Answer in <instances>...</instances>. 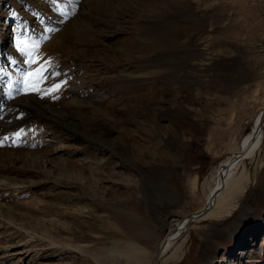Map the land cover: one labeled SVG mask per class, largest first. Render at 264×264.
<instances>
[{"label":"rangeland","instance_id":"1","mask_svg":"<svg viewBox=\"0 0 264 264\" xmlns=\"http://www.w3.org/2000/svg\"><path fill=\"white\" fill-rule=\"evenodd\" d=\"M1 2L0 39L9 55L15 42L21 47L22 25L44 14L40 0ZM109 7L92 24L99 33L74 23L40 60L59 64L40 81L47 90L62 84L55 98L46 96L52 114L13 110L32 93L8 104L17 113L15 123H1L16 136L0 145V205H9H1L0 251L10 247L7 264H113L109 258L125 252L123 241L139 242L154 259L172 226L204 208V181L242 148L264 107V0H117ZM97 41L98 57L74 60L83 50L95 54ZM67 68L75 76L66 78ZM0 70L3 78L7 65ZM173 116L180 135L170 127ZM64 121L83 128L75 133ZM54 183L69 186L62 198L79 194L92 210L78 215L64 202L56 206ZM237 205L228 217L192 225L184 256L173 264H264V166ZM130 207L143 211L146 238L128 226ZM58 219L74 221L55 238L66 245L73 238V249L56 244L62 255L36 226L64 227ZM74 247L90 248L96 259Z\"/></svg>","mask_w":264,"mask_h":264},{"label":"bare ground","instance_id":"2","mask_svg":"<svg viewBox=\"0 0 264 264\" xmlns=\"http://www.w3.org/2000/svg\"><path fill=\"white\" fill-rule=\"evenodd\" d=\"M116 1L117 0H45V1L40 0V2L36 3L37 12L41 11L42 14L44 15H41L39 17L34 16L33 19L31 20L32 22L22 25V27H24L22 31L23 33L22 39H24L23 45L27 46L26 53L21 54L19 51V47L16 46V42H15L14 46L12 45L13 48L10 51V54L5 55L2 51L4 41H1L0 39V63L3 64L5 63L8 69V73L3 77V78H8V80L4 82V90L7 92L12 88L13 86L12 76L15 79H19L20 81L24 73L39 66V65H29L25 63V61L29 59V55L27 54L28 52H31L32 58H35L38 61L42 60L44 57L50 56V54L53 53V51H56L57 49L56 47L53 48V44H55L57 39L65 36L64 33L74 23L85 24L87 28L89 27L90 30L94 31L93 25H95L96 21H99L101 16L102 17L104 16L102 8L111 9L109 6L114 8ZM29 15L30 17L32 16L31 13L27 14V16ZM47 15H49V17H46ZM92 20H94V22L91 23ZM157 28L159 27H155V29ZM36 44L39 45L38 49L33 47V45ZM23 45H21V47H23ZM87 50L80 51L79 54L76 55L74 60H77L82 65L83 62L86 61L87 59L98 57L100 55L99 51L101 52V50L99 49V42L97 41L96 50L94 51L95 54H91V53L89 54V51L87 52ZM1 58L4 59L2 60ZM43 65L47 67L48 62L47 64H43ZM57 67H59L58 63L56 62L51 63L52 69ZM0 80H2V78H0ZM40 81L37 84V87L41 89V92L33 93V98L29 99V101L27 102L24 100L26 99V97L24 98L20 97L21 99H19L17 105H14L15 107L14 109L12 108V106L8 105L9 103L7 104L9 98L14 95L25 94L24 92L21 91L19 94H17V92L13 91L12 94H8L6 99L3 100L2 102L3 107L0 109L1 112L0 117L4 115H8V116L0 118V145L2 142V138L10 137L11 139H15L16 137V136H9L8 134V133H12V131L14 130L13 128H11L12 131L7 130L6 126H4L5 124L4 125L1 124L2 122L9 124L8 122L13 119L12 118L13 112H16L18 110L19 111L18 113H22L24 111L26 113V116H22V117H29L32 114L33 115L36 114L40 116L43 115L44 117H47L48 114L50 115L52 114L53 111H55L53 108L52 109L49 108V101L48 99H46L47 97L44 95V92L48 90L41 87V82L43 80L41 82ZM20 87L21 85L19 86V88ZM77 94H79V92ZM25 95H28V93ZM12 109L16 111H12ZM103 115L107 116V111H105ZM263 118H264V107L257 113L256 117L254 118L249 133L244 137L242 148H240L237 153H235L230 158L226 159L217 168H215L204 181L203 185L206 187V191H207L205 198L206 204L204 208L201 209L198 213L193 214L186 221L183 222L179 221L172 226V228L166 234V237L162 240L159 247V251L154 259L151 260L149 250H147L146 247L141 245L139 242L123 241L122 244L124 246L125 252L120 253L119 254L120 258L118 259H113L108 257L111 260V262L113 264L176 263L180 261L184 256V252H185L184 249L188 242V232L192 225L199 224L207 220H216V219H221L222 217H228L237 208L238 199L243 195V193H245L248 190L250 185L253 184L258 171L261 170L264 166L263 160L258 161V158L261 155L264 144ZM13 121H11L10 123H13ZM170 121H171L170 127L173 128L176 134L180 135L181 124L177 121V118L173 116L170 118ZM63 123L66 126H70L71 129L75 131V133H79L83 128L80 122L75 124L72 121L69 122L64 121ZM21 127H22V123L19 124L17 128L20 129ZM249 166H252L253 173L250 172ZM63 175L65 174H57V176H59L58 178L60 179H64V177H62ZM66 178L69 180L74 179L73 181L81 182V179H76L77 177L73 178L67 175ZM5 180L11 181V179L9 178L8 179L6 178ZM82 183H84L83 180ZM91 183L89 185H87L86 183L85 184L90 187ZM69 189H70L69 186L63 183L59 185L57 183H54L49 188V193L53 194L54 198L56 196L55 199L56 201H58L59 198L61 197V200L59 202H53L54 204H56V206H61L62 202H64L65 208L68 207L70 208V210H75L77 214L80 213L81 215L86 211L92 210V206H91L92 204H89L91 202L85 200L79 194L78 195L75 194L73 197L70 198H62V193H63L62 191ZM1 203L6 206L5 207L4 205L1 204L2 206L5 207V210H8L9 205L8 204L6 205L3 202ZM1 205H0V213L3 212ZM135 207L136 206H134V208ZM132 208L131 211L133 210ZM135 211H137V208L131 212L132 215H130V217L128 218L130 221V223H128V226L130 227L132 224L133 227L137 230V232L143 238H146V235H148L149 233V229L146 226L144 213L142 210L141 211L143 214L142 213L137 214ZM6 213L9 212L6 211ZM134 213H136L137 218L133 217ZM58 222L61 223L64 227L47 228L46 226H40V225L39 226L36 225V226L38 227L37 229L46 230V234L50 238V241H48L50 243H48L47 246H50L52 248H57V245L58 246L63 245L62 246L63 248L64 247L72 248L73 247L72 244H74L73 238L72 239L71 237L69 238V243L72 244H67V245L66 243L60 244L59 242L56 241L55 238L60 237L62 231H64L67 234V232L71 228L69 227L70 223L74 224V221L70 220V223H68V222H64L61 219H58ZM80 224L83 225L82 223ZM87 225H89L90 228L94 227V225L90 223ZM79 229H81V232H83L82 227H79ZM93 230L95 229H92V231ZM51 235L54 237L51 238L50 237ZM0 245L5 246L6 244L4 243ZM57 249L60 250V248ZM74 249L75 250L77 249L80 252L85 251V254L88 253L87 256L92 258V256L89 255V253L92 252L90 248L83 249L80 247H74ZM1 251H7V252H5L6 255H4V259L1 260L0 264H2L3 262L4 264H7L9 262V260H7V257H9L11 253L10 247L3 248ZM67 251H68L67 254L72 253L70 249H67ZM62 252L63 250L62 251L60 250L59 255H62ZM37 257L38 256L31 257L30 260L32 261V263L35 259H37ZM92 259H96V257L94 258L93 256ZM34 264H36V262ZM83 264H92V262L86 260Z\"/></svg>","mask_w":264,"mask_h":264},{"label":"snow or ice","instance_id":"3","mask_svg":"<svg viewBox=\"0 0 264 264\" xmlns=\"http://www.w3.org/2000/svg\"><path fill=\"white\" fill-rule=\"evenodd\" d=\"M20 43L21 45H23L24 40L22 39ZM33 47L38 49L39 45L36 44L33 45ZM19 51L21 54H25L27 50L25 47H19ZM27 54L29 55V59L26 60L25 63L29 65H39V66L23 74L21 80L18 81V84H20L21 87L17 89V94H19L21 91L24 93H40L41 89L37 87L38 82L40 80L50 78L47 77L45 74L51 70V63L49 62L48 66L45 67L43 64H40V61H38L35 58H32L31 52H28ZM53 74L59 75V73H53ZM61 88H62L61 83H55L51 86L50 89H48V91L44 92V95L55 98V94L58 93L61 90ZM16 135L19 138L20 133H17Z\"/></svg>","mask_w":264,"mask_h":264},{"label":"crops","instance_id":"4","mask_svg":"<svg viewBox=\"0 0 264 264\" xmlns=\"http://www.w3.org/2000/svg\"><path fill=\"white\" fill-rule=\"evenodd\" d=\"M224 225V224H223Z\"/></svg>","mask_w":264,"mask_h":264}]
</instances>
